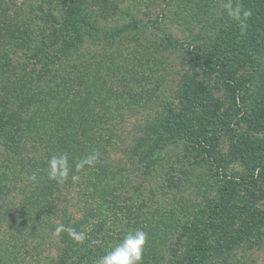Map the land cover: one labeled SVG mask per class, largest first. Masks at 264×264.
Wrapping results in <instances>:
<instances>
[{"label": "trees", "instance_id": "obj_1", "mask_svg": "<svg viewBox=\"0 0 264 264\" xmlns=\"http://www.w3.org/2000/svg\"><path fill=\"white\" fill-rule=\"evenodd\" d=\"M233 2L252 13L246 20V29L241 30L223 9V23L227 31H221L222 37L213 38L205 45L201 41L203 38L194 36V43L186 45L188 56L182 62L173 92L176 100L165 96L163 89L157 91V99L151 98L148 92L146 95L149 96L145 95V99L143 94L135 92L145 82L157 80L149 66L154 54L147 49L134 47L129 52L132 55L128 65H124L127 55L123 56L122 50L92 51L90 42L94 40V30L80 3L69 1L60 19L49 23V13L43 11L42 5L33 7L16 0H0V154L5 156V163H0L1 176L21 177L22 173L26 175L31 171V175L35 174V180L39 181L37 188H40V194L44 195L43 206L53 201L56 193L61 195L71 186L80 188L78 199L84 208L83 216L70 220L62 214L64 219L61 223L66 229L73 228L77 233H83L84 239L77 241L68 231L59 232L62 248L57 264H96L98 258L111 251L128 232L137 230L147 234L142 264H173L171 259L179 252L181 264L227 263L226 257L231 252L234 254L236 249L247 243H259L264 228V209L261 207L259 211L253 200L248 201L241 214H236L233 225L220 236L223 241L216 243L214 248L205 247L202 244L204 240L194 242L195 239L188 238L189 241L185 242L183 234L177 248L175 244L172 247L175 249H172L167 239L160 244L161 226H157V222L151 224L149 219L136 221L134 217L121 223L112 215L114 210H123L118 201L124 192L136 188L132 179L149 174V170L162 159L168 160L169 152H164L167 144L182 140L183 135L189 136L192 149L196 152L194 159L206 158L217 162L218 140L222 132L232 129L233 122L227 121L225 116L233 114L232 107L238 105L241 90L255 84L257 79L262 86L258 103L255 101L253 110L243 113V119L256 126L257 113L261 111L264 117V73L259 72L258 66L261 63L259 54L264 48V0ZM29 12H41L42 17L29 16ZM36 17L38 24L44 26L38 33L31 31ZM49 25L54 26L49 28ZM146 29L139 21L133 20L129 28L116 29L109 36H103L107 42H114L117 38L135 39ZM166 41L169 48H182V44L168 36ZM135 42L137 40L133 44ZM108 81L114 84L110 85ZM121 84L123 91L131 95L129 100L124 98L126 94L120 95L117 91ZM219 92L224 99L227 98L228 107L224 109L221 108L224 99L220 100ZM81 93L84 94L82 98ZM8 94L10 98H3ZM81 100L84 103L90 101L92 107L110 109L125 105L129 109L141 108L151 102L160 111L166 108L144 128L148 147L141 150L137 143L133 145L131 151L136 161L133 169L113 162L106 152L107 144L117 135L115 124L123 117L108 110L99 114L90 112L79 121H70L83 105ZM176 119L180 124L175 123ZM83 123H91L94 126L92 131H83ZM42 146L46 150L35 164L26 161L31 157L23 156L24 151L32 155L33 149H43ZM137 149L141 151L138 154ZM63 152L69 155L70 175H78L79 180L73 182L68 178L65 183L58 184L48 179L47 161L50 156ZM93 153L97 155L95 164L77 171L75 164ZM254 155H259V152ZM18 157L24 158L23 162L30 165L20 167ZM249 161L253 163L252 159ZM256 169L257 178L249 186H258L264 194V165ZM141 195L145 196L140 201L142 203L150 195H155V190L150 189ZM224 197L227 202L230 200L229 194ZM234 212V209L230 210V213ZM110 215L111 221H108ZM251 223L252 226L247 227ZM219 225L222 226L221 223ZM217 232L215 228L214 235ZM236 263L243 264V260L239 259Z\"/></svg>", "mask_w": 264, "mask_h": 264}, {"label": "rangeland", "instance_id": "obj_2", "mask_svg": "<svg viewBox=\"0 0 264 264\" xmlns=\"http://www.w3.org/2000/svg\"><path fill=\"white\" fill-rule=\"evenodd\" d=\"M69 1L71 0H16L17 3L25 2L33 7L42 5L43 11L49 13L47 14L50 16L49 23L60 19ZM74 2L80 3L94 30V40L90 42L92 51L122 50V55H127L125 59L127 62H124V65L130 64L132 54L129 52L136 46L154 54V62L151 61L149 66L157 80L153 82L151 79L135 90L143 94L144 99L147 92L151 98L157 99L155 97L157 91L161 92L163 89L165 96H172L177 100L173 92L176 89L182 62L188 56L186 45L189 42L194 43V36L203 38L201 41L206 45L207 41L218 36L222 37L221 31H227L223 23V14H225L223 5L226 0H74ZM29 14L32 16L34 13L29 12ZM34 15L38 18L42 17L41 12ZM38 20L36 17L31 27L34 33H38L40 27H44L38 24ZM133 20L139 21L147 29L138 37L136 35L135 39L117 38L114 42L108 41L110 42L108 44L104 34L109 36L116 29L129 28ZM53 26L49 25V28ZM167 36L179 45L182 44V48H169L166 45ZM134 40H137L135 44H133ZM259 56L261 63L263 62V64L258 63L259 72L264 73V48L261 49ZM108 84L114 83L108 81ZM261 87L257 79L255 84H249L241 90L238 105L232 107L233 114L230 116L226 114L227 121L233 122L231 124L233 130H225L218 140V163L206 158L194 159L196 152L192 149L189 136L183 135L182 140L167 144L164 152H169L168 160L162 159L149 170V174L132 179L136 188L124 192L118 201L123 205V210L121 212L114 210L112 215H115L121 223L134 217L136 221L138 219L145 222L149 219L151 224L157 222V226H161L160 244L167 239L170 248L175 247V244L177 248V243L183 234L186 236L185 242L189 241L188 238L195 239L194 242L204 240L202 244L205 247L214 248L216 243L220 244L223 241L221 234L229 230L234 223V217L238 212L241 214L248 201L253 200L259 211L261 207L264 209V197H262L264 194H261L258 186L250 187V182L257 178L256 167L264 165V127L257 126L264 125V117L261 111L257 113L256 126L243 119V113L253 110L255 101L258 103ZM122 88L123 85L119 86L117 91L120 95L126 94L124 98L129 100L131 95ZM81 94L82 98L84 94ZM224 95L226 96V93ZM218 96L220 100L224 99L221 92ZM3 98H10V95H4ZM173 104L181 109L176 102ZM221 104L222 109L228 107L226 97ZM125 106L110 109L103 106L92 107L90 101L83 102L70 121L72 119L79 121V118L87 116L90 112L99 114L108 110L123 117L121 122L115 124L117 135L107 144L106 152L113 162L133 169L136 165L131 151L133 145L137 143L141 150L148 147L149 140L145 136L144 128L153 123L159 113L164 112L166 108L160 111L152 102L141 108L129 109ZM65 107L70 109L68 105ZM178 122L176 119L175 123L180 124ZM83 125H85L83 131L86 132L88 129L92 131L94 127L91 123H83ZM42 147L43 149L39 150L33 149L32 155L26 151L22 155L30 156L31 159L26 161L35 164L36 160L44 155L46 148ZM29 148H32L31 144ZM139 152L141 151L137 149L136 154ZM255 152H259V155L255 156ZM251 159L253 163H250ZM23 160L25 159L18 157L17 164L20 167L30 165ZM0 163L1 165L5 163V156L2 154H0ZM31 174L29 171L26 175L22 173L21 177L3 178L0 172V186H2L0 264H57L62 248L57 227L62 225L64 217L77 220L83 216L84 208L78 199L79 186H71L62 191L61 195L56 193L53 201L43 206L44 195H41L40 188H37L39 181L30 179ZM42 184L43 182L40 185ZM47 184L50 185V182ZM150 189L155 190V195H150L141 203V199L145 197L141 193L146 194ZM225 194L230 195L228 202L224 197ZM233 209L235 212L230 213ZM110 217L111 215L108 221H111ZM252 223L247 227L252 226ZM215 228L218 230L216 235H214ZM262 230L259 243L245 244L241 249H236L234 254L231 252L227 255V263L220 262V264H239L236 263L239 259L243 260V264H264V228ZM179 253L171 259L173 264H181Z\"/></svg>", "mask_w": 264, "mask_h": 264}, {"label": "clouds", "instance_id": "obj_3", "mask_svg": "<svg viewBox=\"0 0 264 264\" xmlns=\"http://www.w3.org/2000/svg\"><path fill=\"white\" fill-rule=\"evenodd\" d=\"M224 11L234 22L238 23L241 30H245L246 20L251 16V11L243 8L239 3H234L233 0H226L223 5ZM97 160L95 153L90 154L75 164L77 171L82 170L85 166H93ZM72 167L67 152L54 154L47 161V176L49 180L55 181L58 184L65 183ZM30 179L35 180L33 174ZM73 182L79 180L78 175H71ZM68 231V233L77 241L84 239L83 233H77L73 228H65L63 225L57 227L56 231ZM147 242V234L142 230L128 232L121 242H119L111 251L106 252L98 258L96 264H142L143 249Z\"/></svg>", "mask_w": 264, "mask_h": 264}]
</instances>
